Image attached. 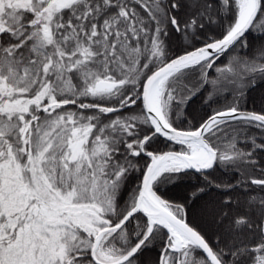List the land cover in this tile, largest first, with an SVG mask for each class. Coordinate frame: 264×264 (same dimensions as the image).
<instances>
[{
  "label": "snow or ice",
  "instance_id": "snow-or-ice-1",
  "mask_svg": "<svg viewBox=\"0 0 264 264\" xmlns=\"http://www.w3.org/2000/svg\"><path fill=\"white\" fill-rule=\"evenodd\" d=\"M0 264H264V0H0Z\"/></svg>",
  "mask_w": 264,
  "mask_h": 264
},
{
  "label": "trees",
  "instance_id": "trees-1",
  "mask_svg": "<svg viewBox=\"0 0 264 264\" xmlns=\"http://www.w3.org/2000/svg\"><path fill=\"white\" fill-rule=\"evenodd\" d=\"M253 35H255V33H253ZM253 98L259 104V102H260V93L259 92L253 93Z\"/></svg>",
  "mask_w": 264,
  "mask_h": 264
}]
</instances>
